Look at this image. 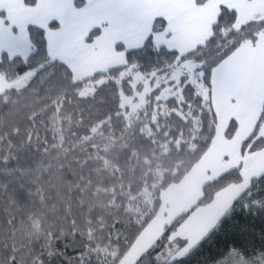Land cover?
Here are the masks:
<instances>
[{"label": "trees", "instance_id": "1", "mask_svg": "<svg viewBox=\"0 0 264 264\" xmlns=\"http://www.w3.org/2000/svg\"><path fill=\"white\" fill-rule=\"evenodd\" d=\"M85 5L75 0L77 8ZM237 20L236 10L222 7L211 37L184 55L154 43L152 35L164 29L157 20L144 46H118L126 52L124 66L83 80L51 57L46 31L29 26L32 54L0 59L8 81L34 73L24 88L0 94V264H120L158 216L165 191L187 177L214 141L212 72L264 31V18L239 28ZM187 61L199 66L182 76L179 96L158 100L163 83L138 113L123 109L121 92L133 94L132 73L162 78ZM191 75L202 93L188 83ZM87 86L94 91L83 97ZM236 131L232 121L226 137ZM263 149L258 129L241 147L243 155ZM242 179L234 168L206 184L198 204L165 226L135 264H264V174L186 255V240L175 237L196 207Z\"/></svg>", "mask_w": 264, "mask_h": 264}, {"label": "crops", "instance_id": "2", "mask_svg": "<svg viewBox=\"0 0 264 264\" xmlns=\"http://www.w3.org/2000/svg\"><path fill=\"white\" fill-rule=\"evenodd\" d=\"M51 4L58 26L51 28V43L44 29L49 53L72 70L75 80L124 66L126 52H119L118 46L141 48L153 34L157 20H163L164 29L152 35L154 43L184 55L211 37L222 7L236 10L241 21L264 18V0H86L80 9L75 0H51ZM4 13L6 16V11L0 12ZM1 20L11 28L7 19ZM94 30L99 34L89 40ZM14 44L15 53H8L11 58L26 59L34 51L28 32L26 42L25 38L22 42L15 39ZM210 98L218 122L214 141L187 177L165 191L161 210L144 234L159 223V238L165 226L198 204L206 184L236 168L232 164H239L242 172L252 176L251 181L264 174V149L245 155L241 151L244 141L257 129L264 139V31L255 43H244L214 69ZM232 121L237 131L228 139L226 132ZM246 161L250 163L247 167ZM251 181L228 187L210 204L191 212L175 235L187 242L183 256L214 229Z\"/></svg>", "mask_w": 264, "mask_h": 264}, {"label": "rangeland", "instance_id": "3", "mask_svg": "<svg viewBox=\"0 0 264 264\" xmlns=\"http://www.w3.org/2000/svg\"><path fill=\"white\" fill-rule=\"evenodd\" d=\"M51 7V0H35L33 5L26 4V0H0V12L6 11L7 16H5V13L3 15L0 14V53L3 51H5L7 54L15 53L14 40L16 39L19 42H22L25 38L26 42V32H28L29 26H36L48 30L49 43H51L50 24L58 21V19L56 20V18L52 16L53 14ZM1 19H7V21L10 22L12 31L10 30L11 28L8 29L7 26L4 25ZM248 22L249 21H241L238 19L236 27L239 28ZM105 56H108V54L105 53ZM198 66V64H195L192 61H187L179 68L174 69L173 72L168 76L162 78L156 73H152L149 76L141 72L132 73L133 79L131 86L133 89V94L126 95L121 92L123 109H127L128 113L130 114L138 113L147 105L148 99L152 93L155 92L156 89H159L163 83H165V85L167 84V86L162 87L159 91V94L157 95L158 100H166L174 96H179L182 92L184 83L182 81V76L189 71L193 72ZM33 76L34 73H27L17 80L11 82L6 80L5 77L0 74V94L12 89L24 88L32 80ZM187 81L188 83H197L199 91L202 93L203 88L198 82L197 77L191 75ZM98 83L101 84L102 80H100ZM93 91V86H87L83 89V91H81L80 94L81 96L86 97L92 94ZM232 165H236V168H239V164ZM249 165L250 163L246 161L245 166L247 167ZM243 172L241 171L243 177L241 183H249L252 176H250V174L246 173L245 171ZM185 212L187 211L182 212V214ZM165 224L166 222H164L163 226ZM160 227L161 226L158 223L156 226L154 225L151 229H149L150 231H148V233L143 234L137 244L131 249V251L127 253L120 264H135L137 260L144 254V252H146L158 239L157 236L160 233L158 232Z\"/></svg>", "mask_w": 264, "mask_h": 264}]
</instances>
